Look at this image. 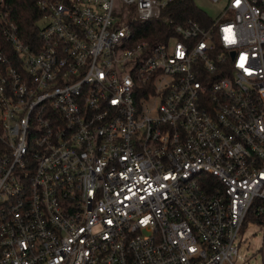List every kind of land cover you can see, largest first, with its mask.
<instances>
[{
    "label": "built area",
    "instance_id": "2783aa9c",
    "mask_svg": "<svg viewBox=\"0 0 264 264\" xmlns=\"http://www.w3.org/2000/svg\"><path fill=\"white\" fill-rule=\"evenodd\" d=\"M176 1L39 0L34 45L1 8L0 264H235L264 216V0Z\"/></svg>",
    "mask_w": 264,
    "mask_h": 264
},
{
    "label": "trees",
    "instance_id": "16d2710c",
    "mask_svg": "<svg viewBox=\"0 0 264 264\" xmlns=\"http://www.w3.org/2000/svg\"><path fill=\"white\" fill-rule=\"evenodd\" d=\"M39 0H5L4 6L0 4V10L3 8L5 11L7 8L11 12V15L16 23L20 27V33L23 39L29 44H36L40 41L39 27L36 21L41 17L42 11L39 7ZM7 7V8H6ZM166 14L175 18L177 22L184 21L189 18L202 19L207 12L201 9L195 2V0H177L174 2L167 11ZM162 21H149L144 25L145 29L155 30L162 27ZM144 37H148L147 34ZM160 39V38H155ZM0 48L3 52H6L9 56H15V50L9 42L5 40L3 34V22L0 15ZM257 204V202L255 203ZM255 207V206H254ZM255 209V208H253ZM255 221L256 224H264V216H257L254 211H251L248 222Z\"/></svg>",
    "mask_w": 264,
    "mask_h": 264
},
{
    "label": "rangeland",
    "instance_id": "374dc122",
    "mask_svg": "<svg viewBox=\"0 0 264 264\" xmlns=\"http://www.w3.org/2000/svg\"><path fill=\"white\" fill-rule=\"evenodd\" d=\"M196 4L210 15L218 12L221 4L212 0H195ZM264 240V225L249 224L243 235L240 236L239 255L235 264H264L261 248Z\"/></svg>",
    "mask_w": 264,
    "mask_h": 264
}]
</instances>
